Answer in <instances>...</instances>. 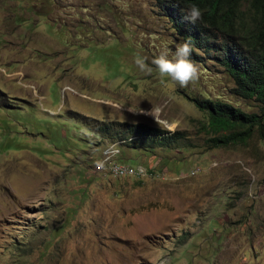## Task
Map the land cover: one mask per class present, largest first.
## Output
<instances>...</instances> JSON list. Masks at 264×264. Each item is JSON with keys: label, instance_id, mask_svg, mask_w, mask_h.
<instances>
[{"label": "rangeland", "instance_id": "rangeland-1", "mask_svg": "<svg viewBox=\"0 0 264 264\" xmlns=\"http://www.w3.org/2000/svg\"><path fill=\"white\" fill-rule=\"evenodd\" d=\"M154 1L0 0V264H264V141L208 149L190 99L258 105L212 59L186 87L161 77L151 61L182 41ZM95 122L192 147L121 143L142 172L104 176Z\"/></svg>", "mask_w": 264, "mask_h": 264}, {"label": "trees", "instance_id": "trees-1", "mask_svg": "<svg viewBox=\"0 0 264 264\" xmlns=\"http://www.w3.org/2000/svg\"><path fill=\"white\" fill-rule=\"evenodd\" d=\"M242 1L248 3L245 5L246 11L228 6L243 3ZM223 2L228 4L226 15L231 21L213 10L205 0H183L187 7L193 4L198 6L203 13L202 19L195 24L184 19L171 27L182 42H193L200 48L201 56L193 51L190 56L197 66L202 65L205 58L212 59L233 79L234 93L240 98L251 99L258 105L259 112L247 113L205 95L189 98L198 110L205 113V121L199 127V132L205 135L204 144L208 149L234 144L246 145L254 135L264 141V0ZM223 2L218 3L217 7H226ZM216 33H220L222 38H216ZM243 44L246 46L244 50ZM90 131L110 140L107 142L121 140L128 148H137L139 141L145 142L148 147L145 150L151 152L155 148L192 147L184 132H169L145 124L114 125L112 122H95ZM132 137L136 138L129 140ZM119 155L114 161L128 165L119 159Z\"/></svg>", "mask_w": 264, "mask_h": 264}, {"label": "clouds", "instance_id": "clouds-1", "mask_svg": "<svg viewBox=\"0 0 264 264\" xmlns=\"http://www.w3.org/2000/svg\"><path fill=\"white\" fill-rule=\"evenodd\" d=\"M153 0H151L152 2ZM208 5L215 11L222 13L228 20L226 13L229 10L228 6L231 8L237 9L239 11H246V6L248 3H238L236 5H228L223 2V0H205ZM224 3L226 7H217L218 3ZM153 5L157 9V13L163 15L164 19L171 27L176 22H181L182 20L188 21L190 24H195L197 21L202 19V11L201 9L193 4L190 6H186L183 3V0H155ZM228 5V6H227ZM231 21V20H229ZM172 31V30H171ZM176 34V33H175ZM177 36V35H176ZM179 39L181 37L177 36ZM216 38H222L220 33H216ZM218 43V42H216ZM245 44H243V50L245 49ZM191 51L193 53L200 55V48L196 46L193 42H182L176 45L174 54L172 58H169V53L167 49H164L156 56L151 63L154 64L158 70V73L161 77L170 78L172 81L178 83L182 87L188 86L190 83L195 82L199 79L200 69L198 66L191 60ZM248 52V49H247ZM200 53V54H199ZM215 54V53H214ZM245 54V51H244ZM146 57H142L137 54L135 58V64L143 71H151V68L146 63ZM129 111L133 113H140L144 115H154V109L152 108L150 111H145L141 109L139 111L135 110L133 107L129 109ZM155 116V115H154ZM158 122V121H157ZM136 137H132L131 139H135ZM123 142L118 140L116 142H107V146L105 150L115 151V154L118 155L120 147ZM104 150V151H105ZM103 157V155H102ZM101 157V158H102ZM97 161V166L102 167L103 161ZM137 167V166H136ZM145 168V167H144Z\"/></svg>", "mask_w": 264, "mask_h": 264}, {"label": "built area", "instance_id": "built-area-1", "mask_svg": "<svg viewBox=\"0 0 264 264\" xmlns=\"http://www.w3.org/2000/svg\"><path fill=\"white\" fill-rule=\"evenodd\" d=\"M100 161H103V166L97 167L98 172H103L106 174V172H115L116 173H123L120 171V163L114 161L113 158H102ZM135 170H142L141 168L138 167H130V174L135 173ZM106 176V175H104Z\"/></svg>", "mask_w": 264, "mask_h": 264}, {"label": "bare ground", "instance_id": "bare-ground-1", "mask_svg": "<svg viewBox=\"0 0 264 264\" xmlns=\"http://www.w3.org/2000/svg\"><path fill=\"white\" fill-rule=\"evenodd\" d=\"M114 152H115V151H114ZM104 153H106V154H104L102 158H111V157H112L111 155H112L113 151H111V150H107V151H105ZM102 158H101V159H102ZM129 167H130L129 165L120 164V171L123 172V173H116V174H115V172H106V176L114 177V176H112V175H117V176L122 177V178L132 177V176H124V175H126L127 172L130 170ZM140 171H141V170H140ZM135 172H136V171H135ZM141 172H142V171H141ZM139 173H140V172L138 171L136 174H139ZM107 174H110V175H107ZM114 178L120 179V178H118V177H114Z\"/></svg>", "mask_w": 264, "mask_h": 264}]
</instances>
